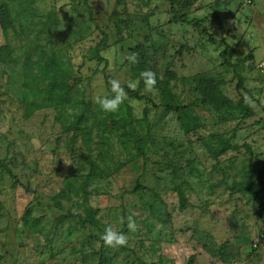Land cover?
Listing matches in <instances>:
<instances>
[{
	"label": "rangeland",
	"instance_id": "1",
	"mask_svg": "<svg viewBox=\"0 0 264 264\" xmlns=\"http://www.w3.org/2000/svg\"><path fill=\"white\" fill-rule=\"evenodd\" d=\"M5 1L17 20L6 37L0 29V45L8 41L14 57L0 64V160L11 171L0 167V264H97L108 225L128 237L125 246L104 245L110 264H264V205L257 203L255 213L251 194L231 189L247 177L250 165L264 182V41L258 43L256 33L264 26V0H255L254 9L244 0H175V11L191 23L172 20L168 0H89L108 36L101 52L108 62L105 73L144 96L128 101L138 118L146 109L154 135L145 162H126L113 131L94 129L86 142L80 133L63 132L52 108L25 116L20 72L24 54L34 48L70 63L81 79L77 97L95 104L111 87L103 64L83 58L101 36L82 4L66 0L57 8L59 0H27L34 15L23 18L19 0ZM51 10L57 12L56 25L44 20ZM253 42L260 47L251 49ZM225 44L232 50L222 56ZM132 53L156 74L153 92L145 91L141 76L132 77L125 58ZM238 60L244 89H237L225 63ZM198 73L218 81L233 104L244 99L252 114L241 122L239 109L220 112L203 103L185 81ZM165 79L174 101L186 108L183 126L160 105L158 84ZM211 134H235L234 141L249 145L251 154L230 150L216 162L203 142ZM137 183L144 189L136 190ZM258 183L254 178L252 186ZM87 206L97 227L69 216L84 215ZM28 213L37 232L24 222ZM129 216L136 231L127 226Z\"/></svg>",
	"mask_w": 264,
	"mask_h": 264
},
{
	"label": "trees",
	"instance_id": "2",
	"mask_svg": "<svg viewBox=\"0 0 264 264\" xmlns=\"http://www.w3.org/2000/svg\"><path fill=\"white\" fill-rule=\"evenodd\" d=\"M168 1L170 3V10L173 12L172 20L186 23L194 21L185 19V17H182L175 11V0ZM69 3L74 5L82 4L87 12L88 21L93 23L99 30L100 40L88 49L83 58L95 60L103 64L102 72L104 73L106 84L111 87L110 81L112 77L105 73L108 62L101 54L108 47V36L96 22L94 16L95 10L90 5L89 0H69ZM17 6L23 18H30L34 15L27 4V0H19ZM43 17L45 22L50 24L53 23L56 25L59 22L57 12L54 10L48 11ZM16 20L17 16L12 13L9 3L5 0H0V29L5 37L10 30H15ZM127 22L128 20H126V24ZM195 23L196 26H201L200 20L195 21ZM202 32L207 33L205 27H203ZM210 39L212 42L214 41L212 38ZM226 49L232 50L230 46L225 44V49L221 52L222 56L224 55V51H227ZM33 55L35 57L34 59L32 58ZM5 62H14L13 48L8 41L0 45V64ZM225 63L228 67L232 68L234 76L237 78V89H244L243 77L238 70L241 61L238 60L236 63L225 61ZM22 67V71L20 72V76L22 77L21 102L26 117L33 115L37 110L52 108L55 112L54 119L60 124L62 131L74 134L80 133L86 142L90 140L91 133L94 129L113 131L116 140L125 154L128 155L126 162H133L139 158L145 162L147 155L151 153V144L153 143L154 135L151 131L150 123L147 120L146 109L143 110L142 117L138 118L134 115L133 108L128 101L130 98L142 99L144 97L142 94H139L138 90H133L128 85H122L127 92V99L120 105L117 112H104L97 103L92 104L81 97H77L75 87L77 83L81 82V79L75 76L70 63L63 60L61 56L55 53L44 55V53L39 51V48H34L32 52L29 51L24 54ZM130 69L133 78L141 76V73L147 70L143 60L132 64ZM70 80L72 82L71 84ZM185 81L192 83L201 96L202 102L214 108L216 111L223 112L232 107L237 108L242 113L239 118L241 122L252 114L249 105L244 99L240 98L233 104L232 100L220 88L219 82L206 73H198L186 77ZM158 88L162 95L160 105L166 112H175L177 117L182 121L181 125L183 126V120L187 117L186 108L184 105L174 101L169 80H162L158 84ZM112 95L113 93L110 90L109 97ZM234 137L235 134L229 137L220 134H211L204 137L203 142L209 156L216 162L221 155L230 150L239 151L244 148L245 152L251 154L250 146L247 144H238L234 141ZM0 167L11 174L10 169L1 160ZM94 167H96L94 170L101 171L95 164ZM246 174L247 177L239 182H235L231 189L235 192H249L251 194L254 212L259 214V210L255 205L257 203L264 205V182L259 179V173L254 171L251 165ZM254 178L259 180L258 188L252 186ZM67 189H70L69 185ZM135 189H144V187L137 183ZM174 190L178 195L180 207H187L188 203L181 186L175 184ZM81 191L83 192V201L85 203L86 192L83 191V188H81ZM74 193L78 194V190H75ZM62 195L67 196L68 194L62 191ZM85 210L84 215L76 214V216H73L70 214L69 216L77 217L82 224L97 227L98 221L94 213L88 206ZM30 219L28 213L24 218V222L32 228V231L37 232L38 228L35 227L34 221H30ZM97 256V264H110V258L105 254L103 242L101 243ZM139 263L147 264L143 261Z\"/></svg>",
	"mask_w": 264,
	"mask_h": 264
},
{
	"label": "clouds",
	"instance_id": "3",
	"mask_svg": "<svg viewBox=\"0 0 264 264\" xmlns=\"http://www.w3.org/2000/svg\"><path fill=\"white\" fill-rule=\"evenodd\" d=\"M65 3L66 0H59L57 8L62 7ZM125 58L131 64L138 63V57L136 53H132ZM141 77L144 79L145 91L148 93L153 92L156 85V74L151 70H145L141 73ZM110 84L111 92L113 93V95L111 97L107 95L97 96L95 97V103H97L101 110H103L104 112L115 113L118 111L120 105L123 104L127 99V92L125 91L124 87L121 86L120 81L117 79H112L110 81ZM128 87L135 90V85L131 83L128 84ZM121 222H124L123 218L121 219ZM127 226L131 231H136L138 228V225L131 216L127 218ZM100 239L107 247H120L125 246L128 243V237L124 233L114 229L111 225L105 227L104 232L100 236Z\"/></svg>",
	"mask_w": 264,
	"mask_h": 264
},
{
	"label": "crops",
	"instance_id": "4",
	"mask_svg": "<svg viewBox=\"0 0 264 264\" xmlns=\"http://www.w3.org/2000/svg\"><path fill=\"white\" fill-rule=\"evenodd\" d=\"M254 2H255V0H253V3L251 5H249L252 9H254V7H253L254 6ZM253 21H254V13L252 15V20L249 21V24L252 23ZM263 30H264V26H262L261 28L257 29V32L256 33L258 35V43L264 41V35L261 34L263 32ZM254 43L255 42H253L252 44L251 43L248 44L251 49H255V48H259L260 47L259 44L258 45H255ZM253 58L255 59V55L253 56Z\"/></svg>",
	"mask_w": 264,
	"mask_h": 264
},
{
	"label": "built area",
	"instance_id": "5",
	"mask_svg": "<svg viewBox=\"0 0 264 264\" xmlns=\"http://www.w3.org/2000/svg\"><path fill=\"white\" fill-rule=\"evenodd\" d=\"M244 3H246V4H251L252 3V0H244Z\"/></svg>",
	"mask_w": 264,
	"mask_h": 264
}]
</instances>
